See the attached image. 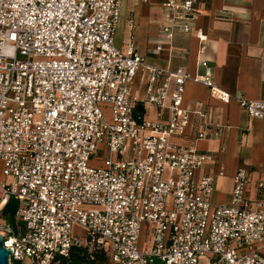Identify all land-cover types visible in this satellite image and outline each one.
<instances>
[{"label": "built area", "instance_id": "2783aa9c", "mask_svg": "<svg viewBox=\"0 0 264 264\" xmlns=\"http://www.w3.org/2000/svg\"><path fill=\"white\" fill-rule=\"evenodd\" d=\"M123 1L0 0L1 187L17 203L15 225L0 220L10 264H55L72 248L109 264H264V184L251 201L241 168L231 204H215L214 178L197 176L213 156L176 141L202 115L185 106L190 81L252 119L264 120V100L233 96L210 68L194 77L151 65L134 18L118 47ZM135 1L161 7L169 43L193 31L196 0ZM229 129L205 125L196 141ZM145 225L152 241L140 248Z\"/></svg>", "mask_w": 264, "mask_h": 264}, {"label": "crops", "instance_id": "0c3cea01", "mask_svg": "<svg viewBox=\"0 0 264 264\" xmlns=\"http://www.w3.org/2000/svg\"><path fill=\"white\" fill-rule=\"evenodd\" d=\"M196 2L198 16L193 31H176L169 43L162 34L165 14L160 6L124 0L118 27L121 45L129 35L128 20L134 18L138 48L151 65L164 70L183 67L194 77L210 68L217 84L233 96L264 100V0ZM198 28L207 36L204 44L195 34ZM159 46L164 51L158 52ZM144 81L142 76L137 78L135 93L142 92ZM185 106L202 115L193 116L187 135L176 141L213 156L197 172L198 177L214 178L213 202L231 204L234 177L241 168L250 172L247 197L251 201L259 198L264 184V120L252 119L236 101L225 104L213 99L207 87L191 81L185 87ZM147 110L148 117L156 119L155 108L149 106ZM212 123L230 129L221 137L196 141L198 132Z\"/></svg>", "mask_w": 264, "mask_h": 264}, {"label": "trees", "instance_id": "16d2710c", "mask_svg": "<svg viewBox=\"0 0 264 264\" xmlns=\"http://www.w3.org/2000/svg\"><path fill=\"white\" fill-rule=\"evenodd\" d=\"M140 111H144L139 107ZM17 203L13 198H10L2 209L4 219L11 224L16 223ZM55 264H109L104 253L94 252L90 254L86 248H72L68 255L60 256L55 260Z\"/></svg>", "mask_w": 264, "mask_h": 264}, {"label": "rangeland", "instance_id": "374dc122", "mask_svg": "<svg viewBox=\"0 0 264 264\" xmlns=\"http://www.w3.org/2000/svg\"><path fill=\"white\" fill-rule=\"evenodd\" d=\"M136 38L138 39V32L137 31H136ZM120 40H122V38L120 37V33H119V30H118V32L116 34V45L118 47H122L123 46V45H121L122 43H121ZM137 42H138V40H137ZM4 181H5V177L3 176L2 163H0V220L4 219V217L2 215V211H1V208L3 207L2 204L5 203L4 195H3V191H2V187H1V185H2V183ZM151 241H152V238H151L150 228L145 225L143 227V230H142V233H141L139 247L143 248L146 245H150ZM24 264H29V263L25 262ZM156 264H163V263H161L160 261H157Z\"/></svg>", "mask_w": 264, "mask_h": 264}, {"label": "water", "instance_id": "95a60500", "mask_svg": "<svg viewBox=\"0 0 264 264\" xmlns=\"http://www.w3.org/2000/svg\"><path fill=\"white\" fill-rule=\"evenodd\" d=\"M12 250L4 248L3 236L0 235V264H10V255Z\"/></svg>", "mask_w": 264, "mask_h": 264}]
</instances>
